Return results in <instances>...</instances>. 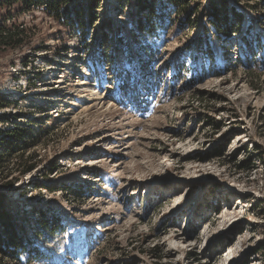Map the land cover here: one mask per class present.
<instances>
[{"label": "rangeland", "instance_id": "rangeland-1", "mask_svg": "<svg viewBox=\"0 0 264 264\" xmlns=\"http://www.w3.org/2000/svg\"><path fill=\"white\" fill-rule=\"evenodd\" d=\"M89 1L0 4L27 36L0 53V130L24 131L0 149L23 237L0 264H264V0H228L245 17L219 35L207 0L152 24Z\"/></svg>", "mask_w": 264, "mask_h": 264}, {"label": "trees", "instance_id": "trees-1", "mask_svg": "<svg viewBox=\"0 0 264 264\" xmlns=\"http://www.w3.org/2000/svg\"><path fill=\"white\" fill-rule=\"evenodd\" d=\"M99 0H90L88 4V8L83 9L88 13V11H92V8L97 5ZM205 0H151L150 2H146L145 0H136L137 5L141 8L142 11H146L147 13L151 12L150 15L153 16L154 20H150V24L154 23L157 20H163L166 16H169L170 12L175 11L176 13H180L185 11V7H188L191 3H201ZM19 3L26 10H31L33 8H41L45 10L47 13L58 16L61 15L63 6L67 2V0H0V4L2 5H12L14 3ZM209 4V12L207 22L210 24V27L214 29L219 35L220 32L228 33L229 31L235 32L234 25L236 22L239 23L240 20L244 19L243 12L238 8L232 5L233 2H229L228 0H207ZM157 8V10H156ZM155 9V11H154ZM172 10V11H171ZM155 13L157 18L152 14ZM143 25L141 19L137 18V26L140 27ZM249 24L245 23L243 25V29L246 32L248 30ZM204 31V30H203ZM221 36V35H220ZM225 36V35H222ZM244 37V35H243ZM27 41V36L24 33V30L10 27L4 22L0 23V53L7 49H16L18 47L23 46ZM224 52V50H222ZM214 53V52H213ZM216 55V53H214ZM9 105V100L7 97L0 93V109L5 108ZM2 120L4 119V115H0ZM24 131L14 126L12 128L0 130V149H2L3 153H14L17 143L23 137ZM2 154H0V170L4 168L6 171L4 172V177L10 173L7 165H3L1 158ZM24 153L21 152L18 154L17 158H19V169L20 174H24L25 172L30 171L35 167V163L31 160L34 158L31 156H23ZM17 178L7 180L9 186L13 184V182ZM4 198V194L0 192V201ZM5 215V214H4ZM1 216L0 221L3 224L4 229L2 234H0V252H5L6 255H14V251L16 250V246L20 244L22 235H18L15 233V223L12 222V226L7 223V219ZM11 219V216L8 212L6 215ZM42 223V221H41Z\"/></svg>", "mask_w": 264, "mask_h": 264}, {"label": "built area", "instance_id": "built-area-1", "mask_svg": "<svg viewBox=\"0 0 264 264\" xmlns=\"http://www.w3.org/2000/svg\"><path fill=\"white\" fill-rule=\"evenodd\" d=\"M3 231V229H1V232ZM2 236H3V234H2Z\"/></svg>", "mask_w": 264, "mask_h": 264}]
</instances>
